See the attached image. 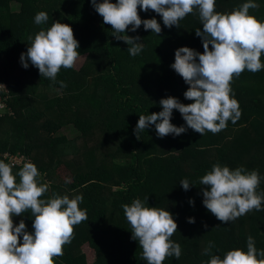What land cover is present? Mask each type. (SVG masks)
<instances>
[{
	"label": "trees",
	"instance_id": "obj_1",
	"mask_svg": "<svg viewBox=\"0 0 264 264\" xmlns=\"http://www.w3.org/2000/svg\"><path fill=\"white\" fill-rule=\"evenodd\" d=\"M13 2L19 4L18 11ZM245 2L216 0V11L228 13ZM254 2L259 7L249 9V14L264 21V0ZM40 11L48 20L37 25L34 17ZM139 15L142 20L157 19L162 31L156 34L141 25L136 32L121 34L141 38L143 50L133 57L91 0H0V83L9 89L5 102L10 108L0 114V160L9 163L5 153L29 157L41 173L38 182L49 183L41 199L52 193L70 199L81 195L79 207L87 212V220L74 226L71 243L54 258L55 264H147L121 207L135 199L169 211L177 222L171 240L181 246V256L168 257L163 264H203L210 259L203 254L209 242L214 245L211 255L221 258L236 248L246 251L248 236L254 238L258 252L264 250V204L261 211L223 223L204 207L205 186L199 182L216 163L233 170L243 167L258 170L261 181L256 191L264 193V70H245L234 77L232 96L242 115L235 124L229 120L219 133L206 131L201 136L187 129L180 136L159 138L153 125L137 139L139 116L161 111L162 98L193 102L183 95L189 86L170 67L175 50L186 46L203 52L202 40L195 35L197 28L202 30L197 9L170 29L151 10H139ZM54 22L71 26L79 57L87 55L80 70L60 69L56 81H63V88L41 77L30 62L27 69L20 63L21 53L31 44L29 37ZM171 123L187 127L175 109ZM67 127L78 135L61 134ZM20 167H13L14 175ZM60 170L66 172L62 177ZM184 179L192 184L187 191L180 185ZM189 217L195 222L188 223ZM20 219L29 232L34 231L30 211L14 217V223ZM86 243L94 253L91 263L81 249Z\"/></svg>",
	"mask_w": 264,
	"mask_h": 264
},
{
	"label": "clouds",
	"instance_id": "obj_2",
	"mask_svg": "<svg viewBox=\"0 0 264 264\" xmlns=\"http://www.w3.org/2000/svg\"><path fill=\"white\" fill-rule=\"evenodd\" d=\"M91 4L103 23L111 26L116 40L128 45L127 51L133 57L143 50L141 38L121 34L126 30L136 32L141 25L156 34L162 31L157 19L142 20L139 10L155 12L169 29L179 27L180 20L198 10L202 30L197 28L195 35L202 40L203 52L179 47L170 66L189 86L183 95L193 102L184 104L172 96L162 98L161 111L139 116L134 129L137 139L140 132L153 125L159 138L169 134L180 136L187 129L203 136L206 131L217 134L227 127L229 120L235 124L240 119L242 113L238 100L232 96L231 82L245 70L252 73L264 70L261 62L264 21L249 14V9L259 7L254 0H247L228 13L216 11V0H116L115 3L91 0ZM47 20L48 14L44 11L34 17L37 25ZM29 39L30 46L20 55L22 67L27 69L30 62L41 77L66 87L56 77L62 67H75L80 55L72 27L54 22ZM174 109L179 111L187 127L171 123ZM21 161L24 162L14 175V164L0 160V264H55L54 258L62 256L64 246L71 243L74 226L87 220L86 210L79 207L83 196L70 199L68 195L52 193L48 199H41L48 192L49 183L38 182L41 173L34 163L23 157L15 163ZM260 181L258 170L247 171L243 167L233 170L216 163L199 181L205 186L203 205L223 223L235 221L253 210L261 211L264 193L256 191ZM180 185L185 191L192 186L187 179L181 180ZM189 203L194 206L193 200ZM121 207L131 226L132 239L138 241L147 264H163L168 257L180 258L181 246L171 240L178 225L169 211L145 206L140 199ZM29 211L34 218L32 232L27 230L24 219L18 224L13 220ZM194 222V218H188V223ZM246 244V251L236 248L221 258L211 255L214 245L209 242L203 254L210 255V259L203 264H264V250L258 252L252 236L247 237Z\"/></svg>",
	"mask_w": 264,
	"mask_h": 264
},
{
	"label": "rangeland",
	"instance_id": "obj_3",
	"mask_svg": "<svg viewBox=\"0 0 264 264\" xmlns=\"http://www.w3.org/2000/svg\"><path fill=\"white\" fill-rule=\"evenodd\" d=\"M12 6H13V10L14 11H18L19 10L20 6H19L18 3L13 2ZM86 61H87V55H83V56L78 57V59L76 61V64H75V67L78 70H80L85 65ZM6 110H8V109L7 108H3V107L0 106V114H3V112H6ZM61 134L67 136L68 138H73V137L78 135V132L76 131L75 128L67 127V128H64L63 130H61ZM63 173L66 174L65 171L60 170L61 177H62ZM81 249L84 252V254L86 255V259H87L88 263L93 262L94 253H93L92 249H90V247L87 245V243L85 245H83L81 247Z\"/></svg>",
	"mask_w": 264,
	"mask_h": 264
},
{
	"label": "built area",
	"instance_id": "obj_4",
	"mask_svg": "<svg viewBox=\"0 0 264 264\" xmlns=\"http://www.w3.org/2000/svg\"><path fill=\"white\" fill-rule=\"evenodd\" d=\"M0 84H3L5 86V87L0 86V106L3 108H7L8 110H6V112H10V108L5 102V100L7 99V96L9 95V89L6 84L2 82ZM5 154H7V158H5ZM5 154H3V157L7 159L9 163L14 164V166H22V163L24 161H21L20 163H15L16 161H19L21 157L25 158L26 161L32 162V160L29 157L21 155V154H17V155H11L9 153H5Z\"/></svg>",
	"mask_w": 264,
	"mask_h": 264
}]
</instances>
